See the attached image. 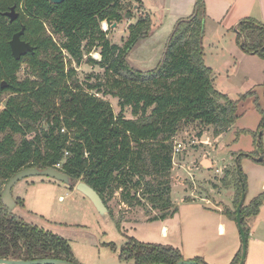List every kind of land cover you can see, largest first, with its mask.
Segmentation results:
<instances>
[{"label": "trees", "instance_id": "1", "mask_svg": "<svg viewBox=\"0 0 264 264\" xmlns=\"http://www.w3.org/2000/svg\"><path fill=\"white\" fill-rule=\"evenodd\" d=\"M122 3L123 0H65L60 4L49 0H0V105L1 98L11 94L0 110V259H57L79 264L65 238L26 217L21 200H16L17 207L11 213L3 204L5 186L25 169L52 168L68 175L72 182L88 184L103 199L113 219L108 203L117 190H122V201L130 207H144L136 198L141 189L155 209H169L171 186L167 179L173 168L175 137L180 127L199 122L213 127L218 137L235 125L240 117L239 105L249 99L254 100L261 116L255 139L257 151L263 154L257 136L264 130L259 96L248 92L230 100L216 90L213 70L205 64V1L197 0L192 15L176 23L161 62L151 71L136 69L127 60L134 45L150 35L149 15L143 13L138 23L129 27L130 37L123 47L112 44L101 28L104 22L122 21ZM128 3L139 4L138 11L142 9L140 0ZM14 6L22 9V26L19 21L11 24L5 15ZM23 27L22 40L30 43L34 52L17 61L10 42ZM236 33L245 53L264 59L263 22L244 19L237 25ZM55 36L60 38L59 43ZM94 49L102 60L89 61L106 68L116 78L112 87L119 99V116L109 102L80 86H72L75 70L66 71L64 53L81 65L85 55H92ZM22 64L27 66L29 75L19 80ZM100 87L101 84L89 85L91 91ZM127 109L132 110L135 119L125 118ZM62 129L66 133H61ZM247 156L238 154V164ZM234 170V206H225L222 213L236 221L242 186L247 192V178L241 168V178L236 167ZM147 178L153 180L146 181ZM132 190L136 193L132 194ZM263 205L264 193L248 205L244 203L241 209L247 240L249 219ZM177 211L175 208L152 220H164ZM120 225L118 221V229ZM119 259L134 264H177L184 260L180 250L172 246L144 244L134 239L121 248ZM196 261L205 264L200 259ZM239 263L240 256L233 264Z\"/></svg>", "mask_w": 264, "mask_h": 264}, {"label": "rangeland", "instance_id": "2", "mask_svg": "<svg viewBox=\"0 0 264 264\" xmlns=\"http://www.w3.org/2000/svg\"><path fill=\"white\" fill-rule=\"evenodd\" d=\"M128 1L129 0H123L122 3L124 7V17L122 21L114 22L112 24L104 22L101 25L102 30L107 33V38L110 40V42L119 47H123L127 43L130 37L129 27L133 24H137L139 18L143 16V12L138 11L139 4L135 6L134 3H128ZM144 1H147V15H149L152 20V29L148 37L140 39L138 43L134 45L127 60L128 63L136 69H139L141 71H151L154 70L161 62L167 40L170 36V34L168 35L167 32L174 19L178 15H181L185 12H155L154 10L156 9V7H162V5L164 4V0ZM133 4L134 6L132 7L131 5ZM168 13L170 16H168ZM126 15L128 16V18H126ZM166 21V28L162 29V31H159V26ZM258 22H261V20H259ZM236 27L233 28V32L224 35H221L222 32H220L219 30V34H217V36L219 37L221 35L224 38L219 42V49H209L208 47V44H215L218 42V39L216 37L211 36L208 42V39H205L204 37V46L206 49L205 57L207 58L206 62L208 65L214 66L217 72L222 75L219 80H216L217 82L215 88L223 95H226L230 100H237L239 98V95L244 94L247 91H251V89H253V86L255 85L254 81H257L263 71V68L261 69V66H264V60L260 56L255 59H250V61L245 64L243 62L236 64L234 60H232L233 56L231 55V52L235 55V47L239 50L238 46L234 42V32H236ZM206 34L207 32H205V36ZM213 35L216 34L214 33ZM54 39L58 43L60 42L59 37L55 36ZM83 46L85 47L86 44L84 43ZM91 54L92 55L86 54L83 63L81 65H77L75 62H72L69 59V56L66 53H64L66 71L68 72L70 69H74L76 73L71 80V84L74 87L80 86L85 91L91 92L97 97L109 102L113 107L115 115L119 116L121 114L119 99L114 96L117 91L112 87L115 84L116 78L111 73H109L106 68L101 67L97 63L94 64L89 61L91 59L97 62H101L102 57L99 51L94 49ZM261 62H263V65H261ZM235 67H237L239 69L238 72L242 73L243 75H245V73L246 75H249L251 80L247 82L246 80H244V77H240L238 73H234L233 75H230V78H228L227 74L229 73V71H231V69H234ZM28 75L29 73L27 66L25 64H22L21 69L18 73L19 80L26 79ZM215 76L216 75L214 74V77ZM91 84H101V87L96 91H91L89 89V85ZM254 91H258L262 97V100L264 101V89ZM10 96V93H6L1 98L0 110H3L5 108V105ZM124 116L127 120L135 119V117L132 115L131 109H127L124 112ZM244 118L246 125H248L249 127H254L258 121L259 115L255 111L249 113ZM242 125L243 124H240L241 130H243ZM37 128L39 130L41 128V125L39 124ZM240 132L244 133H240V136H236V134L233 133L228 134L225 138L222 139L221 143H218L216 155L220 159V162L215 166L216 168L207 170L209 167L200 165V160L202 158H206L207 160L212 158V145L214 144L213 138L215 137L212 127L206 126L199 122L183 124L175 137V146L180 145L181 152L178 154H174L173 168L167 179L171 186L170 199L172 207L169 209H155L152 203L148 202L143 197L140 189L137 191L136 198L143 202L144 207H130L128 206V204L122 203V190H118V192L114 193L113 200L109 202L110 209L115 213L116 216L117 213L121 212V216L123 218L129 216V213L127 212H131L129 211L131 210V208H133L134 211H143L145 217H150L154 215V212L158 215L167 212H174L175 208H177V203L191 201L194 198V200H198L200 198H209L210 206L212 204V206L219 207L220 209H222V211L225 206L233 209L236 197V176L234 169L235 167H237V162L234 160H229V158L232 156L231 153L238 152L239 150H243L245 152L250 151V149L253 148L251 142L255 140V134L247 133L244 130ZM261 132L262 131L257 134L258 137L261 135ZM237 137L239 138L235 140V138ZM2 138L3 135H0V140ZM17 140L20 141L19 136H17ZM261 146L263 150L264 135L261 138ZM255 151L257 152V147ZM209 153L212 154L209 155ZM239 166L241 169H244L241 161L239 162ZM41 180L46 181L52 179L46 177H32L25 179L19 182L14 187L13 194L15 196L22 197V192L24 191L23 193H27L28 199H30V201L37 200V202H43V215H45V218L48 219L51 223L53 221L62 224L68 223L69 226L67 229H60L59 227L56 228L54 226L48 227V230L54 234L63 233L65 234V236L67 235L66 239H68L67 241L69 242L73 251H76L79 257L87 261L84 262L80 258L83 263L110 264L112 261L118 262L119 255L115 248L111 247L108 244L106 245L103 243H98L101 241H115V239L117 238L118 233L114 227L115 223L113 221V218L109 215L103 217L98 213L99 224L90 225V230L85 231L82 227L75 226L78 222L83 223V220L81 219L82 214L80 213L79 205L71 203V199L60 203L58 199L53 200L51 198L52 196H55L56 198L58 197L56 195V192L54 194L49 193L51 196L49 197L46 195L47 193H43V195L38 193L33 196V191H31V189L26 191L28 187L32 185L40 186ZM152 180V178L146 179V181L150 182ZM135 181H137V179H135ZM40 188L41 187H38L34 189V191L39 190ZM232 191L234 193H232ZM131 192L132 194H135L136 190H132ZM247 193L248 192H246L244 202L246 205L250 202V198ZM140 195L141 197L139 198ZM27 201L28 207L30 209V202L29 200ZM34 214L40 216V213L36 212ZM60 215L63 216L60 217ZM169 218L172 219L171 216L167 217L166 219ZM50 222L46 221L47 224H51ZM115 234H117V236H115ZM200 260L206 264L204 260Z\"/></svg>", "mask_w": 264, "mask_h": 264}, {"label": "crops", "instance_id": "3", "mask_svg": "<svg viewBox=\"0 0 264 264\" xmlns=\"http://www.w3.org/2000/svg\"><path fill=\"white\" fill-rule=\"evenodd\" d=\"M140 1L142 3V9L139 12L147 14V1ZM196 1L197 0H164V4L162 5V7H156V9L154 10L155 12H185L181 15H178L174 19L167 32L168 35L172 33L174 26L180 19L188 18L192 15V13L194 12ZM204 1L207 14V19L205 22V32H207V34L205 36V39H208L207 42L210 40L211 36H214L218 39V42L215 44H208L206 42L209 49H219V42L224 39L221 35L233 32V28H235L240 23V21L244 19H253L256 21L261 20V22L264 23V0ZM168 16H170L169 13ZM166 26L167 21L165 23H162L159 26L158 30L162 31V29H165ZM219 30L222 33L218 37L217 34H219ZM214 33L216 35H213ZM234 33V42L236 43L240 51L235 47V55L231 52V55L233 56L232 60H234L236 64L241 62L245 64L248 63L252 58H258L259 55L248 54L241 49L240 45L237 42V33ZM205 50L206 49L204 46L205 64L207 67L211 68L213 70V73L216 75L214 77L216 85V80H219L222 75L217 72L214 66H210L207 64ZM262 63L263 62H261V65H263ZM262 68L263 71L261 75L259 76L257 81H254L255 85L253 86V89H251V91H247L246 93L255 92L259 96L261 107L264 110V101L262 100L261 95L258 91H254L264 89V66H261V69ZM238 70L239 69L237 67L231 69V71H229V73L227 74L228 78H230V75L238 73V75L240 77H244V80H246L247 82L251 80L249 75H246V73L245 75H243L242 73L238 72ZM253 101V99H249L246 101L247 103L243 102L239 105V119L237 120L235 125H233L228 131L224 132L218 137L215 136L213 138L214 144L212 145V158H210L209 160H207L206 158H202L200 160V165L209 167L207 170L216 168L215 166L220 162V159L216 155L218 143H221L222 139L225 138L228 134L233 133L236 134V136H240V131L243 130L250 134L257 133L260 126L261 116L256 110ZM255 111L259 115L258 121L254 127H249L248 125H246L244 117H246L249 113ZM240 124H243V130H241ZM212 129L214 132L213 127ZM263 135L264 130L258 137L260 142ZM238 138L239 137L235 138V140H237ZM251 145L253 146V148L250 149V151L245 152L243 150H239L238 152L231 153L232 156L229 158V160L236 161L235 157L237 159L238 154H249V156L243 157L240 161L244 168L242 169L243 174L247 178V195H249L250 202L264 193V149L262 150L263 154L259 153V151H255L257 147L256 139L251 142ZM211 154L209 153V155ZM250 154H254L255 156H252ZM260 157L262 158V161L258 160ZM40 182V186L32 185L28 187L26 191L31 189V191H33V196L38 193L42 195L43 193H47L46 195L49 197H51L49 193L54 194L56 192V195L58 197L56 198L55 196H52L51 198L53 200L58 199L60 203L71 199V203L79 205L80 213L82 214L81 219L83 220V223H75V226L82 227L85 231L91 229L90 225L99 224L98 212L96 208L86 196L78 192L75 188L71 189L69 186L55 180H41ZM38 187L41 188L34 191V189ZM23 192L22 197L15 196L13 194V198L15 199V201L21 200L24 203L23 212H25L24 214L30 221L36 224H40L42 227H45L47 229L48 227L54 226L56 228L59 227L60 229L68 228V223L62 224L54 221L51 223L48 219L45 218V215H43V202H37V200L30 201V199H28L27 193L25 192L24 194ZM115 192H118V190ZM232 193L234 192L232 191ZM194 199L191 201L177 203L176 205L178 211L173 216H171L172 219L169 218L164 221L152 220L155 216L158 215L155 214V212L153 216L145 217L143 211H134L133 208H131V210H129L131 212H127L129 213V216L123 218L121 216V212H116V216L112 211L114 215V227L118 233V236L117 234H115V236H117L115 241H101L98 243H103L106 245L108 244L111 247L115 246V250L119 255V251L125 244L128 243L129 239H134L144 244H161L172 246L175 249L180 250L184 260L202 259L206 262V264H233L239 256L242 257L240 254L243 244L237 222L230 220L226 215L222 213V209H220L219 207L212 206V204L210 206L209 198H200L198 200ZM27 200H29L30 206L33 210L31 208L29 209ZM121 202L124 203L123 201ZM28 209L32 212H30ZM33 212L40 213V216L34 214ZM62 216L63 215H60V217ZM46 221L50 222L51 224H47ZM118 221L121 222L120 229H118L117 227ZM248 228L250 231V235L247 240V254L244 264H264V205L261 207L257 215L249 219ZM57 235L65 239L67 238V235L65 236V234L63 233H57ZM73 253L80 264H85L83 263V261L87 262L79 257L76 251H73ZM80 258L83 261H81ZM110 264H134V261L121 262L118 258V262L112 261Z\"/></svg>", "mask_w": 264, "mask_h": 264}, {"label": "water", "instance_id": "4", "mask_svg": "<svg viewBox=\"0 0 264 264\" xmlns=\"http://www.w3.org/2000/svg\"><path fill=\"white\" fill-rule=\"evenodd\" d=\"M49 1L52 4H60L64 2L65 0H49ZM5 15L10 18L11 22H13L18 17V14L15 12V8H13L11 12H7ZM126 18H128L127 15H126ZM24 31H25V27H23V29L20 32L15 34L10 42L13 56L17 61H20L28 53L34 52V47L31 46L30 43L22 40ZM258 160L262 161V158L260 157ZM236 162H237L236 168L238 170V175L241 178V170L239 168L238 159H236ZM32 177H46V178L58 181L67 186H73V188H75L78 192L82 193L84 196H86L91 201V203L94 205L97 212L101 216L106 217L107 215H109V210L107 206L105 205L103 199L100 197L97 191H95L91 186L83 182H79V183L72 182L71 178L68 175L58 170L52 169V168H49L46 170H39L37 168L25 169L17 173L12 179L9 180L8 184L5 186V189L2 193V202L5 205V207L9 209L10 213L13 212L17 207V203L15 199L13 198L14 187L19 182L25 179H28V178H32ZM242 188H243V192H242L241 201L237 208V220H236L239 230H240L242 244H243L242 245V257H241V261L239 264H244L246 254H247V237H246V234L241 224V209L244 205L245 197H246L244 186H242ZM0 264H72V263H69L64 260H57V259H39V260H27V261L26 260L0 259ZM177 264H201V263L195 262V261L182 260Z\"/></svg>", "mask_w": 264, "mask_h": 264}, {"label": "flooded vegetation", "instance_id": "5", "mask_svg": "<svg viewBox=\"0 0 264 264\" xmlns=\"http://www.w3.org/2000/svg\"><path fill=\"white\" fill-rule=\"evenodd\" d=\"M13 8H15V12L18 14V17L13 21V22H11V20H10V18L9 17H7L8 18V20H9V22L11 23V24H13V23H17L18 21H19V24L22 26V22H21V20H20V16H21V14H20V12H22L20 9H18L17 8V6H14V7H12L11 8V10L13 9ZM11 10L10 11H8V12H11ZM15 15V14H14Z\"/></svg>", "mask_w": 264, "mask_h": 264}, {"label": "built area", "instance_id": "6", "mask_svg": "<svg viewBox=\"0 0 264 264\" xmlns=\"http://www.w3.org/2000/svg\"><path fill=\"white\" fill-rule=\"evenodd\" d=\"M61 133H66V130L65 129H62L61 130ZM180 147H181L180 145L175 146L174 154H178V153L181 152V148ZM57 167L59 168V167H61V165L59 164V165H57Z\"/></svg>", "mask_w": 264, "mask_h": 264}]
</instances>
